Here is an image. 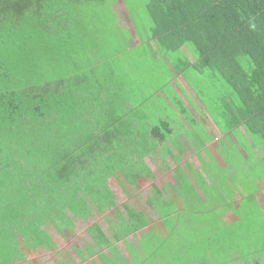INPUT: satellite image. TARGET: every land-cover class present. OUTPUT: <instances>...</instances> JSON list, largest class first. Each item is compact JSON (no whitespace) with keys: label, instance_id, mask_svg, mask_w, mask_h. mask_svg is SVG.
Returning a JSON list of instances; mask_svg holds the SVG:
<instances>
[{"label":"trees","instance_id":"trees-1","mask_svg":"<svg viewBox=\"0 0 264 264\" xmlns=\"http://www.w3.org/2000/svg\"><path fill=\"white\" fill-rule=\"evenodd\" d=\"M111 1L0 0L1 264H13L43 244L54 248L43 226L51 222L59 230L62 225L73 230L69 214L87 220L94 207L99 213L114 208L118 217L111 226L119 240L145 227L149 231L143 234L167 232L166 218L182 207L177 198L168 197L167 189L153 183L149 189L154 199L147 200L161 224L151 223L145 213L128 205L125 213L119 210L107 184L119 174L125 190H132L131 184L140 188L148 179L156 180L146 158L160 143L174 142L173 135L183 128L190 137L195 133L182 121L181 131H175L167 112H160L154 124L146 127L145 136L125 137V128L120 127L124 112L114 116V109L97 110L100 98L110 95L105 86L111 84L97 66L115 56L111 48L101 49L100 44L108 38L103 39L105 32L114 33L120 27ZM123 3L135 24L146 18L148 34L140 32L148 37L141 38L144 42L156 39L160 53L177 74L187 78L190 67L198 73L211 71L219 79L217 86L228 90L216 107L222 117L213 119L218 129L235 138L238 128L245 152L264 147V0ZM102 17L105 21L99 23ZM109 24L111 29H106ZM141 27L145 29L146 24ZM138 38L141 41L139 34ZM183 46L189 48L194 62ZM122 88L126 93V85ZM168 98L193 129L198 121L187 119V107L180 99L175 103ZM121 104L124 110L126 103ZM99 113H106V122L97 120ZM94 128L101 134L92 132ZM88 231L98 245L111 246L100 225Z\"/></svg>","mask_w":264,"mask_h":264},{"label":"rangeland","instance_id":"rangeland-1","mask_svg":"<svg viewBox=\"0 0 264 264\" xmlns=\"http://www.w3.org/2000/svg\"><path fill=\"white\" fill-rule=\"evenodd\" d=\"M111 4L120 27L114 33L105 32L103 39L108 38L100 44L101 49L111 48L115 56L97 66L101 77L109 78L111 83L105 86L110 95L100 98L97 110L101 111L99 107L104 106L107 110L114 109V116H117V113L124 112L121 101H142L145 93L149 96L142 102L141 112L145 118L155 117L159 109L158 100L165 93L175 103L180 99L188 109L187 119H196L198 124L192 129L182 119L187 129L195 133L191 137L187 133L173 135L176 143L166 140L146 158L145 163L155 173L156 180L148 179L147 183L140 184V188L131 184L132 190H125L118 181L121 179L119 174L118 178H109L107 184L115 193V204L119 210L125 213L124 206L128 205L145 213L151 223L161 221L152 202H149L154 199L152 190H149L153 183L167 189L169 178L176 176L177 186L187 200L179 213L166 218L167 232H155L156 236L143 234L149 231L145 227L124 239H115L111 223L116 222L118 215L114 208H106L104 213H99L94 207L87 220L69 214L74 220L73 230L65 225L59 230L48 222L43 229L54 239L56 248L51 249L47 244L41 250L35 247V255L31 254L28 261L24 258L23 264H34L32 259L46 264H252L256 261L264 264V147H254L253 151L246 148L247 154L238 128L234 131L236 139L233 133H223L226 139L218 140L221 134L216 126H207L206 123L214 122L215 116L222 118L216 107L228 95V90L217 86L219 79L211 71L198 73L191 67L185 78L190 86L183 85V80L175 79L174 82L170 63L160 53L156 39L144 42L141 38L148 37L140 32L142 29L148 34L146 18H139L135 24L123 0H114ZM97 21L101 23L105 19L102 17ZM144 24L145 29L141 27ZM106 29H111L110 24ZM137 33L141 41H138ZM183 52L194 61L188 47H184ZM125 85L126 93L122 88ZM98 87L102 89L101 85ZM157 91L158 96L155 95ZM103 93L105 90L100 94ZM153 104L158 109L153 110ZM181 117L180 111L176 110L175 116L169 118L171 126H176L175 131L180 130L178 120ZM96 118L105 117L99 113ZM132 123L134 127H140ZM92 132L101 134L95 128ZM189 165L193 168L200 166L204 171L208 184L200 185L197 190L200 197L201 191L206 199L198 198L180 177L187 174ZM176 170L180 175L175 173ZM211 171L216 180L212 179ZM167 192L170 196L173 194ZM94 224L100 225L106 236L111 238L110 247L104 248L94 242L88 231ZM41 252L45 253L43 260Z\"/></svg>","mask_w":264,"mask_h":264},{"label":"crops","instance_id":"crops-1","mask_svg":"<svg viewBox=\"0 0 264 264\" xmlns=\"http://www.w3.org/2000/svg\"><path fill=\"white\" fill-rule=\"evenodd\" d=\"M138 41H139V39H138ZM138 43H139L138 45L141 44V42H138ZM184 47H186V46H183L182 49ZM190 61H192V60H190ZM194 61H195V59H194ZM194 61H192V62H194ZM169 66H170L169 69H171V73H172V76H173L172 78L174 79V82H175V79L183 80V82H181L183 85L190 86L188 84V82L185 80V78H184L183 75L177 74L176 73V70L173 68V66L171 64H169ZM158 94H159V92L157 91V93L155 95L158 96ZM108 95L109 94H105L104 96H108ZM142 96H143V100L142 101L135 100L133 103H129V100H127L126 101V104L127 105L126 104L124 105V114H123V118L121 120V126L120 127H124L125 128V130H124V132H125L124 136L125 137L132 136V135L135 136V138H138L139 136L140 137L141 136H145V134H144L145 133L144 128L149 127V126H152L154 124L155 120H156L155 117H154V115L151 116V117L145 118V114H143L141 112L142 102H144L145 100H147V98H148L149 95H146L145 93H143ZM162 96H160V98L158 100V102H159V109H158L157 105H154V104L151 105V108L153 110L154 109H158V111H157L158 113H160V112H169L170 111L169 112L170 115L167 114V117L166 118H170L171 115L174 117L175 116V112H176L175 106L173 105L172 101L168 98V95H166L165 93L164 94L162 93ZM122 106H123V104H122ZM99 108H100V110L106 111V109L104 108V106L103 107H99ZM129 111L132 112V115H130ZM102 114L105 117L107 116L106 113H102ZM182 119H183L182 117L179 118L178 122L182 121ZM106 120L107 119H104L103 122H106ZM132 122H135V123L139 124L140 127H134V125H133ZM208 125L209 126L215 125V123L213 121H211V122H208L207 126ZM216 128L219 131V133L221 134V137L219 139H222V137H223L224 134L218 129L217 126H216ZM182 133H186V132H183L182 131ZM102 135H104V134H102ZM127 139H129V138H127ZM127 139H124V140H127ZM130 141H138V140L131 139ZM173 141L174 142H172V143H176V137L173 138ZM189 169L190 170L186 172L187 174H185L183 176L179 174V170H176L175 173H178L180 175V177L187 183L186 185L191 186V191L194 192V193H196V195H197L198 198H201V200L202 199H206V196H204V194L201 191H200V194H201V197H200V195L198 193V190H197V188L200 185H204V184L206 185V184H208V181H207V178H206V175H205L204 171H202V169L200 168V166L199 167H196V168H193V166H192V167H189ZM211 176L213 177L212 178L213 180H216L217 177H214V174H213L212 171H211ZM147 181H146V183H147ZM146 183H145V185H146ZM167 190L169 192H173V194L171 196L169 194L168 197L177 198V199H175L177 205L179 203V204L182 205V207H180V208H183V205H184V203L186 202L187 199L183 195L181 189L177 186L176 176H174V177L171 176V178H169V183H168ZM53 241H54V239H53ZM10 243H12L13 245L15 244L14 237H13L12 242H10ZM43 245H45V244H43ZM42 246H40L38 248V250H41ZM103 247L106 248L107 246L104 244ZM49 248H51V247H49ZM55 248H56V245H54V248H51V249H55ZM12 249H14L16 251V248H12ZM23 250L24 251H28L27 249H23ZM8 251H9V249H8ZM31 254H34L35 255V248L29 249V252L24 255V258H27V261H28L30 259V255ZM43 257H45V253L41 252V258H42V260H43ZM24 258L21 259V260H18L17 262H15L13 264H23ZM81 258H83V256ZM32 262L34 264H43L44 263V262H42L40 260H38V261L35 260L34 261L33 259H32ZM56 262H58V261L56 260ZM0 264H1V262H0ZM44 264H46V263H44Z\"/></svg>","mask_w":264,"mask_h":264},{"label":"clouds","instance_id":"clouds-1","mask_svg":"<svg viewBox=\"0 0 264 264\" xmlns=\"http://www.w3.org/2000/svg\"><path fill=\"white\" fill-rule=\"evenodd\" d=\"M250 27H251V30H253V31L256 30V25H255L254 22H252V23L250 24Z\"/></svg>","mask_w":264,"mask_h":264}]
</instances>
